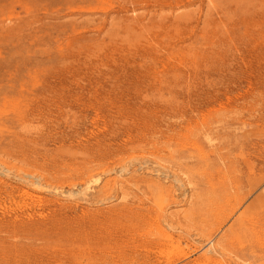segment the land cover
I'll list each match as a JSON object with an SVG mask.
<instances>
[{
	"label": "rangeland",
	"instance_id": "obj_1",
	"mask_svg": "<svg viewBox=\"0 0 264 264\" xmlns=\"http://www.w3.org/2000/svg\"><path fill=\"white\" fill-rule=\"evenodd\" d=\"M0 264H264V0H0Z\"/></svg>",
	"mask_w": 264,
	"mask_h": 264
},
{
	"label": "bare ground",
	"instance_id": "obj_2",
	"mask_svg": "<svg viewBox=\"0 0 264 264\" xmlns=\"http://www.w3.org/2000/svg\"><path fill=\"white\" fill-rule=\"evenodd\" d=\"M253 9V8H252ZM231 21V20H230ZM244 22V21H243ZM230 27V26H229ZM130 39V38H129ZM134 44H136V43H134ZM208 46V45H207ZM143 48V47H142ZM204 51V50H203ZM136 53V52H135ZM123 54V53H122ZM139 55V54H138ZM189 61V60H188ZM201 70H202V68H201ZM167 114V113H166ZM38 181V180H37ZM23 182V181H22ZM32 182V181H31ZM30 182V183H31ZM33 183H35V181L33 182ZM40 183V182H39ZM112 183V182H111ZM87 184V183H86ZM34 185V184H33ZM42 185V184H41ZM31 186V185H30ZM86 186H88V185H86ZM90 186V185H89ZM125 187V186H124ZM124 189V188H123ZM22 191V190H21ZM59 193V192H58ZM28 194V193H27ZM79 194V193H78ZM127 194V193H126ZM65 196V195H64ZM80 196V195H79ZM123 196L124 197H126V195H124L123 194ZM70 197V196H69ZM68 199V198H67ZM125 199V198H124ZM37 213V212H36ZM137 216V215H136ZM141 216V215H140ZM156 216V215H155ZM140 219V218H139ZM162 219V218H161ZM167 232V231H166ZM161 234H163V235H167V234H165L164 232L162 233V232H160ZM168 236V239H170L171 240V236H170V234L169 235H167ZM167 239V240H168ZM173 239V238H172Z\"/></svg>",
	"mask_w": 264,
	"mask_h": 264
}]
</instances>
